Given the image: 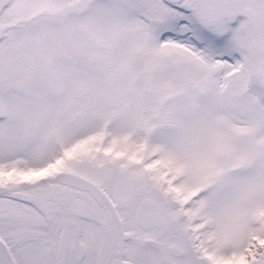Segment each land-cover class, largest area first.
Masks as SVG:
<instances>
[{
    "label": "snow or ice",
    "instance_id": "1",
    "mask_svg": "<svg viewBox=\"0 0 264 264\" xmlns=\"http://www.w3.org/2000/svg\"><path fill=\"white\" fill-rule=\"evenodd\" d=\"M0 264H264V0H0Z\"/></svg>",
    "mask_w": 264,
    "mask_h": 264
}]
</instances>
